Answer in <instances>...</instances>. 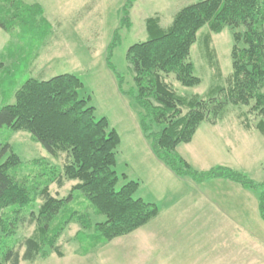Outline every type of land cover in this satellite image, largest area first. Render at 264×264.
Wrapping results in <instances>:
<instances>
[{
    "label": "trees",
    "instance_id": "obj_1",
    "mask_svg": "<svg viewBox=\"0 0 264 264\" xmlns=\"http://www.w3.org/2000/svg\"><path fill=\"white\" fill-rule=\"evenodd\" d=\"M31 7L20 0H0V28L13 33L20 24L35 27L42 12L33 7L36 10L30 15ZM204 24L215 32L224 27L234 30L228 86L219 89V97L179 96L166 77L171 75L183 86L199 83L189 51ZM146 27L152 36L130 45L126 59L136 86L134 98L143 110L140 128L151 141L155 157L179 177L226 178L244 187L256 185L228 167L198 172L175 148L189 142L202 122L215 124L229 103L246 106L248 113L259 117L255 127L264 132V0H198L179 9L166 28L155 18L148 19ZM8 67L0 61V72ZM82 86L71 73L48 79L31 77L13 88V103L0 107V127L28 131L50 155L63 153L65 157L60 169L42 158L33 164H42L45 171L21 175L15 171L20 157L8 146L9 154L0 162V264L60 253L59 239L70 223L105 242L130 233L158 214L155 203L134 196L136 181L116 187L118 175L113 166L119 134L109 128L105 116L96 119L90 97L80 95ZM65 181H73L67 195L50 193L51 183L61 187ZM80 196L88 202L82 210L71 206L80 204ZM258 206L264 219V188ZM92 211L104 219L92 222ZM20 225L33 228L19 239Z\"/></svg>",
    "mask_w": 264,
    "mask_h": 264
},
{
    "label": "rangeland",
    "instance_id": "obj_2",
    "mask_svg": "<svg viewBox=\"0 0 264 264\" xmlns=\"http://www.w3.org/2000/svg\"><path fill=\"white\" fill-rule=\"evenodd\" d=\"M20 1L32 6L30 15L36 10L33 7L40 8L41 19L35 20V27L20 24L13 33L0 28V61L9 66L0 72V107L13 103V90L28 78L48 79L61 73L74 74L83 83L80 95L90 97L89 104L94 107L96 119L105 116L109 128H114L119 134L113 166L118 175L117 188L129 180L136 181L134 196L145 201H159L156 204L158 210L163 204L167 206L174 197H196L200 189L205 191L204 184L208 183L195 181L190 176L172 181L173 178L160 167L166 165L153 154L151 141L140 134L143 110L134 98L136 86L126 59L130 45L152 36L146 27L148 19L155 18L160 27L166 28L179 9L198 0H132L131 5H127V0ZM20 29L21 35L18 34ZM233 31L224 27L215 32L204 24L196 32L189 60L199 83L183 86L171 75L167 76L166 81L177 95L202 98L222 95L219 89L228 86L232 72ZM258 119V116L247 112L246 106L229 103L215 124L202 122L192 139L179 143L175 152L198 172L222 166L251 179L256 184L252 187H244L228 179L242 191L237 199L228 200V210L232 209L231 213L243 224L259 228L264 234L261 226L264 220L262 217L259 219L258 206L264 188V132L255 127ZM8 146L20 157L21 163L15 171L21 175L45 171L42 164H33L34 160L43 158L59 169L65 162L63 153L50 155L28 131L2 126L0 162L9 154ZM206 180L212 183L216 178ZM72 184L73 181H65L58 187L51 183L49 191L62 197L67 195ZM208 191L207 196L219 197V191L212 185L208 186ZM234 193L236 191L231 192ZM226 195L227 192L222 194ZM80 199V204L71 206L79 205V210L84 209L88 202L81 196ZM103 219V215L91 212L92 222ZM32 228L20 225L19 239L29 235ZM120 238L100 242L92 231H78L77 224L70 223L59 239L60 253L51 252L45 257L19 264H97V260L115 264L119 260L106 258L114 259L116 252L112 244L124 240V237Z\"/></svg>",
    "mask_w": 264,
    "mask_h": 264
},
{
    "label": "crops",
    "instance_id": "obj_3",
    "mask_svg": "<svg viewBox=\"0 0 264 264\" xmlns=\"http://www.w3.org/2000/svg\"><path fill=\"white\" fill-rule=\"evenodd\" d=\"M160 167L172 181L180 180L167 166ZM203 181L219 191L220 202L207 196L208 184H204L207 191L200 189L196 197H174L167 206L161 205L158 214L147 223L113 238L124 237V242L112 244L115 257L106 259L119 260L115 264H264L263 230L246 226L231 213L232 209L228 210V200L237 199L242 191L228 179ZM232 191L236 194H231ZM224 192L228 195L222 196ZM206 207L209 209L205 210ZM261 226L264 227V222ZM97 264L111 263L97 260Z\"/></svg>",
    "mask_w": 264,
    "mask_h": 264
}]
</instances>
